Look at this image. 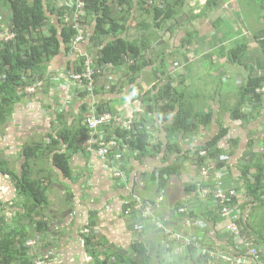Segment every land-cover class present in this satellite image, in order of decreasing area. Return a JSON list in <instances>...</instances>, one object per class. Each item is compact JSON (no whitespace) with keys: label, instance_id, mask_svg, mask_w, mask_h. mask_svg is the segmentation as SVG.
<instances>
[{"label":"crops","instance_id":"1","mask_svg":"<svg viewBox=\"0 0 264 264\" xmlns=\"http://www.w3.org/2000/svg\"><path fill=\"white\" fill-rule=\"evenodd\" d=\"M210 2L186 0L181 11L187 19L167 22L158 28L153 27L151 18L143 20L139 17V9L133 2L127 29L117 37L105 38L103 43L114 38L127 42L147 38L150 40L148 45L153 46L147 52V64L135 73L128 66L118 70L112 68L107 77L104 75L97 79V92L80 97L69 78L75 67L68 63L69 58H57L48 66L47 78L50 81L43 91L30 102H24L32 105L30 111L29 105L27 108L24 104L19 105L8 125L0 129V155L11 170L21 174L24 164L22 148L27 144L33 145V142L50 145V139L46 137L51 127L59 125L58 113L62 114L64 125L75 129L72 131L75 134L76 129L84 124L82 119L90 116L92 109L103 106L118 119L114 126H107L111 136H117V126L144 114L146 104L140 100L144 93L170 85L184 94L183 107L190 110L193 116L210 114L212 120L203 124L194 119L197 128L192 133L183 131L169 136L171 120L163 123L156 113L150 140L153 145L160 143L164 150L168 143H176L183 152H195L212 142L221 128L228 130V135L217 146L230 156L228 160L225 155L229 165L225 171L226 183L234 184L232 187L237 192L235 202L242 208L240 222L244 241L238 245L232 240L228 223L217 214L213 199L201 196L204 189L212 187V178L200 176L197 178V190L185 194L183 181L172 176L162 206L155 211L152 221H143L133 208L129 209L134 200L132 179L142 176L145 186L141 197L156 201L160 194H157L153 184L147 183V177L158 168L180 163L179 153L167 157L157 150L150 157L138 159L136 154L125 148L122 153L113 151L108 158L98 159L96 155L76 152L60 144L58 151L72 154L71 175L66 176L52 165L49 152L44 161V165L51 168L49 175L56 180L53 189H57H52V201L66 217L62 231L67 236L50 240L49 252L56 256L54 264H96L81 237L82 231L90 224L100 241L97 248L101 253L100 259L109 258V264H119L117 252L130 253V257L138 260L139 264H264V92L261 91L264 85L257 92L263 96L261 101L247 98L242 109L247 118L236 114L242 89L250 79H264V4L256 0ZM226 4L231 7L229 13L224 12ZM10 21L11 12L5 5H0V27H7L4 25H9ZM241 46H245L246 50L240 60H234L231 52ZM93 50L97 47L94 48L86 40L71 55L82 56ZM55 77L64 84L63 87L60 82L55 83ZM107 128L104 130L105 137L109 136ZM248 161L254 166V174H261L259 183L252 180L253 194L244 187L242 180V169ZM183 165H189L196 173L188 161ZM37 170L41 169L35 167L34 175ZM115 170L124 172L125 180L113 179ZM69 194L73 195L71 208L66 202ZM183 200L184 212L201 220L204 223L202 227L187 225L180 213L173 210ZM15 201L12 183L0 175V207L12 208ZM157 222L181 234L184 240L171 249L165 240L164 229ZM140 225L144 227L142 232L136 230ZM189 240L195 246L188 245ZM137 243L145 246V255L132 254L133 245ZM252 248L258 251V257L249 253ZM204 249L219 258L201 256L199 250Z\"/></svg>","mask_w":264,"mask_h":264},{"label":"trees","instance_id":"2","mask_svg":"<svg viewBox=\"0 0 264 264\" xmlns=\"http://www.w3.org/2000/svg\"><path fill=\"white\" fill-rule=\"evenodd\" d=\"M53 1L0 0V5H5L11 12L9 25L0 27V129L8 125L19 105L30 102L34 95L43 91L46 83L50 81L47 78L49 75L48 66L59 57L69 58L68 63L75 67L73 73H81V80L69 77L80 97H88L97 92V79L105 77L107 72L110 74L112 68L118 70L123 66H128V69L134 73L138 69H142L148 62L147 52L153 48L148 45L149 39L143 37L139 42H127L120 38H114L113 41L103 43L105 38L117 37L127 29L128 23L131 22L133 2L139 9V17H142L143 20L151 18L155 28L162 27L167 22H183L187 19L181 11L186 0H83L84 17L80 15V10L77 7L68 10L56 6ZM256 1L264 4V0ZM75 2L78 5L79 0H75ZM215 2L216 0H211L210 4ZM229 8L231 10V7ZM73 16L82 17L78 21H84L82 22L84 28L78 27V22ZM11 35L13 38L7 39V36ZM78 37H82V40L74 45L73 43ZM86 40H89L94 48L97 47V50L73 57L71 55L73 51H76L77 47ZM245 50V46L234 49L231 52L232 58L240 60ZM89 59L90 61H88ZM88 69L92 73V81L86 78ZM33 85L37 86L35 93L28 91ZM263 85V78L252 77L248 85L242 89L236 108V114L240 118H247L242 111L247 98H251L253 101L263 99V96L257 93ZM27 98L29 100L25 101ZM140 100L146 104L144 114L132 122L124 121L122 125L125 130L122 129V126L119 127L117 136H111L110 128H107L108 125L105 127L109 136L105 137L104 130L106 128L94 130L88 123L94 117L101 118L102 115H111L117 119L103 106L92 109L90 116L82 119L84 124L76 129L77 133L75 134L72 133L75 129L64 125L61 120L62 114L58 113L60 116L58 117L60 118L59 125L51 127L46 137L50 139V145L43 146L42 143L33 142V145L27 144L22 148L24 164L21 174L11 170L5 158L0 155V175L10 180L16 193V201L12 208L0 207V264H36L46 256H48L46 264H54L56 256L51 254V251L49 252L51 249L50 240L67 236V233L62 231V227H65L66 217L62 209L60 210L52 201V191L57 189H53L56 180L49 175L51 168L49 165H44V161L47 159V152H49L52 165L66 176L71 175L72 154L58 151L60 144H65L76 152L85 151L87 154L96 155L98 159L103 158L99 151L104 148L109 149L108 156H111L113 151L122 153L127 148L130 153L136 154L138 159L150 157L152 152H158L157 150H161L167 157L177 152L180 163L158 168L149 177L146 175L147 183L154 185L162 200L147 201L143 199L141 191L145 186V181L142 176L140 178L135 176L132 179L134 200L133 204L129 205V209L133 208L143 221H152L155 218V211L162 206L172 176H177L183 181L185 194H191L197 190V178L201 176L204 179L212 178L214 180L212 187L204 189L201 196L213 199L217 214L220 216V207L215 200L217 188L221 186L227 191V194L231 189L235 190V187H232L234 184L227 185L226 183L225 171L229 167L230 156L217 146L228 135V130L221 128L212 142L195 152H183L176 143L172 145L168 143L164 150L160 143L153 145L150 140L151 125L156 113L159 114L163 123L171 120L169 136L183 131L192 133L197 128L194 119L203 124H209L212 116L210 114L193 116L190 110L183 107L184 94L170 85L149 90L141 96ZM24 105L27 108V104ZM28 111L26 112L28 113ZM175 112V116L172 117ZM191 120L192 122H190ZM52 128L53 131H51ZM172 143L174 142L172 141ZM111 144H116V146L112 147ZM203 151L207 154L202 155ZM225 155L228 156V160ZM187 161L189 164H194L192 167L196 173L188 167L189 165H183ZM35 167L41 170H37V174L34 175ZM218 170L223 172L222 184H219L220 181L216 178ZM253 170L254 166L251 161H248L242 169L243 185L248 191L251 190L252 194L255 193L252 180L254 179L258 183L261 181V174H254ZM115 172L113 179L125 180L124 172L119 170H115ZM66 198H69V200L66 199V202L71 208L73 195L69 194ZM235 201L236 198H232L227 203L228 206H238ZM184 202V200L179 201L173 210L180 213L182 220L185 219L187 224L190 222L191 226L202 227L204 223L201 220L194 219L189 212H184ZM124 209L126 210V208ZM157 225L164 229L165 240L171 249L172 247L174 249L175 244L184 240L181 234L170 231L161 222H157ZM136 230L142 232L144 227L137 226ZM174 235H179L180 239L173 238ZM81 237L86 251L94 258L96 264H109V258L100 259L101 253L97 251L100 241L93 233L92 224L82 231ZM232 240H235V237L232 236ZM31 242L34 243L33 246L29 245ZM192 242L196 243L195 240ZM187 243L191 245L190 240ZM191 246H195V244L193 243ZM133 248L132 254L137 256H143L147 252L141 243L134 244ZM207 251L210 252L208 249ZM115 254L118 256L119 264H139L138 260L130 257V253L126 252L125 255L117 252ZM204 257L209 256L205 255Z\"/></svg>","mask_w":264,"mask_h":264},{"label":"built area","instance_id":"3","mask_svg":"<svg viewBox=\"0 0 264 264\" xmlns=\"http://www.w3.org/2000/svg\"><path fill=\"white\" fill-rule=\"evenodd\" d=\"M80 4L79 5H82L81 8L79 9L80 10V14L82 13V8H83V4L81 2H79ZM78 5V6H79ZM226 6V5H225ZM229 7V5H227ZM228 7H224V9L228 8ZM78 8V7H77ZM230 9V8H229ZM78 23V27L80 28H84V26H82V23L79 24V21H77ZM13 36H7V39H12ZM82 40V37H78L75 42L73 43L74 45H76L78 42H80ZM90 61V59L88 60ZM41 86V84H40ZM36 89H37V86L36 85H33L31 86V89H28V91H30L31 93L33 92H36ZM34 90V91H32ZM262 92H264V88L261 90ZM113 118L111 115H102L101 118H98V117H94L93 119L89 120V125L91 128H95L96 126L98 125H104V124H107L110 119ZM127 126V125H126ZM112 147H115L116 144H111ZM99 154L103 157V158H106L110 153H109V149L108 148H104L102 150L99 151ZM207 152L203 151L202 152V155H206ZM116 173L117 171L115 172V176H116ZM216 178L220 181L219 184H222V180H223V172L222 171H216ZM236 190L234 189H231L230 193L227 194V191L224 190L221 186H219L215 192V200L216 202L219 204V207H220V217L224 220V221H227V220H230L232 222V225L228 226L229 227V231L231 233V235L233 237H235V235H240V230H239V224H241L240 220H241V211L239 209L238 206H235V207H230L228 206L227 203H229L231 201L232 198H235L236 197ZM242 232V231H241ZM175 239H180V236L178 235H174ZM237 244L241 243L242 242V239L241 238H238L237 239L235 238L234 240ZM29 245L33 246L34 243H29ZM205 250V249H204ZM201 255H208L210 258H219V257H216L213 253L209 252L206 250L205 253H200ZM39 264H43L42 262L39 263Z\"/></svg>","mask_w":264,"mask_h":264},{"label":"rangeland","instance_id":"4","mask_svg":"<svg viewBox=\"0 0 264 264\" xmlns=\"http://www.w3.org/2000/svg\"><path fill=\"white\" fill-rule=\"evenodd\" d=\"M54 3L53 4H56V6H58V7H64V8H66V9H68V10H70V9H72V8H75V7H78V9H80L81 8V6L82 5H79L80 3H78V5H76V2H75V0H54L53 1ZM79 2H81L82 4H83V0H79ZM76 5V6H75ZM228 4H226V6L224 5V7H228L227 6ZM84 9H85V7H84V4H83V8H82V13L80 14V15H82L83 17L85 16V12H84ZM229 11H230V9H229V7L228 8H226V9H224V12L225 13H229ZM74 17V19L75 20H79V18H82L81 16H73ZM257 20V19H256ZM82 22H84V21H79V24L80 23H82ZM76 26H77V24H76ZM86 27V26H85ZM77 39V38H76ZM69 77H74L76 80H81V73H78V74H75V73H72ZM56 78V82L55 83H58V82H60L61 84H62V82L61 81H59L58 80V77H55ZM86 78H88L90 81H92V73L89 71V69H88V72H87V74H86ZM58 80V81H57ZM60 86H64V84H62V85H60ZM32 91H34V90H32ZM33 93H35V92H33ZM36 96H38V94L37 95H34L33 97L35 98ZM91 98H92V96H91ZM93 99V98H92ZM29 99L27 98L25 101H28ZM33 103H34V101H33ZM29 104H27V106H28ZM31 107H32V105H29V107H28V109L30 108L31 109ZM118 123V120L117 119H114V118H111L110 119V121L107 123V124H104V125H98V126H96L95 128H93L94 130H96V129H98V128H104L105 126H114L115 124H117ZM119 125V124H118ZM122 126V129H124L125 130V127L121 124V125H119V126H117L118 128L119 127H121ZM109 156H107L106 158H108ZM106 158H104V159H106ZM192 165H194V164H192ZM159 200H162L161 198H159ZM227 223H228V226H230V225H232V222L230 221V220H227L226 221ZM187 225H189V226H191V223L189 222ZM239 226V230H240V235H235V238L237 239V237L238 238H241L242 239V241H244V239H245V237L243 236V234H241V231H243V225L242 224H239L238 225ZM60 231V230H59ZM179 236V235H178ZM239 245V244H238ZM247 246L248 247H250L251 248V246H250V244H247ZM199 252H202V253H205L206 252V250H199ZM249 253L251 254V255H253V256H256V257H258V251L257 250H255V249H253L252 248V250H250L249 251ZM47 259H48V256H46V258L45 259H43V260H41V261H39V262H37L36 264H39V263H43V264H46L47 263Z\"/></svg>","mask_w":264,"mask_h":264}]
</instances>
